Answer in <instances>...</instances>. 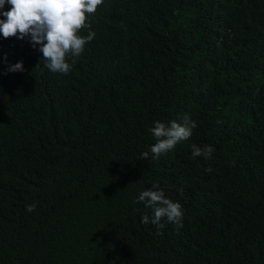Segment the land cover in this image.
I'll return each mask as SVG.
<instances>
[{
    "label": "trees",
    "instance_id": "16d2710c",
    "mask_svg": "<svg viewBox=\"0 0 264 264\" xmlns=\"http://www.w3.org/2000/svg\"><path fill=\"white\" fill-rule=\"evenodd\" d=\"M88 20L68 74L0 34V264H264V0H104ZM186 115L153 159L155 122ZM156 182L184 211L162 235L138 201Z\"/></svg>",
    "mask_w": 264,
    "mask_h": 264
},
{
    "label": "clouds",
    "instance_id": "9594fccd",
    "mask_svg": "<svg viewBox=\"0 0 264 264\" xmlns=\"http://www.w3.org/2000/svg\"><path fill=\"white\" fill-rule=\"evenodd\" d=\"M103 2L104 0H0V17H3L0 18V34L4 38L17 37L21 40L30 37L32 46H39L38 50L46 61L45 66L50 71L68 74L75 63L73 60L70 64L68 56L79 57L85 45L95 36L93 31H89L86 36L79 33L82 29L91 27L88 16L94 14L98 5ZM6 4L12 7L4 11ZM38 66L39 64L36 67ZM8 70L24 71L23 61L10 65ZM196 127V121L187 115L183 124L176 120L171 121L170 125L156 121L155 126L150 129L157 141L150 148L152 158L158 159L178 142L189 139ZM191 147L193 158L203 155L208 159L214 151L211 145L200 148L193 144ZM142 157L147 159L149 152H143ZM207 171H211V168ZM138 201L152 209L151 223L156 225L158 235L163 234L159 230L164 227L161 220L165 217L176 224L177 230L183 227L182 205L168 198L159 182L141 192ZM35 208V204L28 205L27 211L32 212ZM149 220L147 214L142 216V223L148 224Z\"/></svg>",
    "mask_w": 264,
    "mask_h": 264
}]
</instances>
